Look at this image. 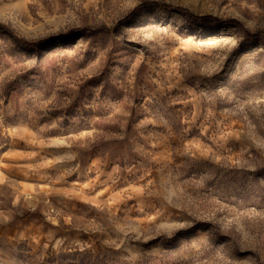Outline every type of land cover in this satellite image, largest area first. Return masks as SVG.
Here are the masks:
<instances>
[{"label": "rangeland", "instance_id": "1", "mask_svg": "<svg viewBox=\"0 0 264 264\" xmlns=\"http://www.w3.org/2000/svg\"><path fill=\"white\" fill-rule=\"evenodd\" d=\"M0 264H264V0H0Z\"/></svg>", "mask_w": 264, "mask_h": 264}]
</instances>
